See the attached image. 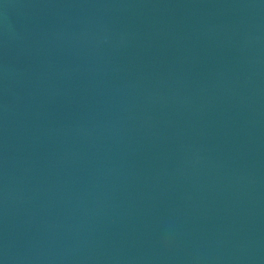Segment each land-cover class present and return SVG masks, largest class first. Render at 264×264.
<instances>
[{"label":"water","instance_id":"95a60500","mask_svg":"<svg viewBox=\"0 0 264 264\" xmlns=\"http://www.w3.org/2000/svg\"><path fill=\"white\" fill-rule=\"evenodd\" d=\"M0 264H264V0H0Z\"/></svg>","mask_w":264,"mask_h":264}]
</instances>
